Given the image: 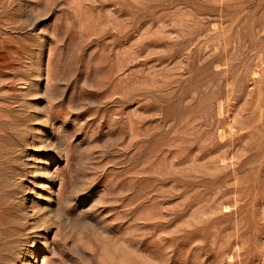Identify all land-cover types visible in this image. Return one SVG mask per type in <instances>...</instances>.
<instances>
[{
	"label": "rangeland",
	"instance_id": "1",
	"mask_svg": "<svg viewBox=\"0 0 264 264\" xmlns=\"http://www.w3.org/2000/svg\"><path fill=\"white\" fill-rule=\"evenodd\" d=\"M42 263L264 264V0H0V264Z\"/></svg>",
	"mask_w": 264,
	"mask_h": 264
},
{
	"label": "bare ground",
	"instance_id": "2",
	"mask_svg": "<svg viewBox=\"0 0 264 264\" xmlns=\"http://www.w3.org/2000/svg\"><path fill=\"white\" fill-rule=\"evenodd\" d=\"M8 198V197H7ZM10 234V233H9ZM6 239V238H5ZM43 264V263H42Z\"/></svg>",
	"mask_w": 264,
	"mask_h": 264
}]
</instances>
